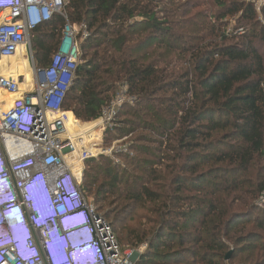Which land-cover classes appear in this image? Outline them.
Listing matches in <instances>:
<instances>
[{
  "label": "trees",
  "instance_id": "16d2710c",
  "mask_svg": "<svg viewBox=\"0 0 264 264\" xmlns=\"http://www.w3.org/2000/svg\"><path fill=\"white\" fill-rule=\"evenodd\" d=\"M66 1L70 22L88 28L81 50L95 53L90 59L82 55L64 110L86 122L96 120L115 84L123 81L136 97L131 117L162 139L160 150L169 145L162 155L139 149L144 159L131 162L133 170L124 172L123 179L87 161L82 192L103 202L111 197L128 200L151 215L146 216L151 227L127 229L126 241L134 250L147 247L136 264H221L222 238L238 221L260 220L264 229L257 209L233 212L236 194L251 200L264 191V178L253 183L252 176L264 158V22L259 17H264V6L258 14L248 0H235L216 19L223 25L222 39L236 42L207 47L205 34L218 36V29L190 18L187 3L162 18L157 10L161 0ZM175 1L167 0L170 6ZM238 15L240 24L231 26L227 19ZM63 26L57 17L37 31L33 49L40 63L55 50ZM239 29L242 35L236 34ZM171 55L189 56L191 66L175 79L167 67H160L170 65ZM165 92L177 95L159 98ZM165 161L166 172L158 171ZM101 178L112 183L98 186Z\"/></svg>",
  "mask_w": 264,
  "mask_h": 264
},
{
  "label": "built area",
  "instance_id": "2783aa9c",
  "mask_svg": "<svg viewBox=\"0 0 264 264\" xmlns=\"http://www.w3.org/2000/svg\"><path fill=\"white\" fill-rule=\"evenodd\" d=\"M67 4L66 0H0V224L6 226L5 218L9 219L15 232L11 251L0 246V264H136L142 251L125 253L112 226L99 215L96 219L82 192L85 163L106 155L100 150V138L113 131L126 98L117 94L90 124L77 118L85 126L81 130L68 127V115L74 112L65 111L64 105L89 32L85 23L70 22ZM57 17L64 26L43 64L33 42L37 31ZM236 34L242 35L243 29ZM23 50L32 69L27 86L25 76L4 64ZM90 127L94 129L84 131ZM62 218L79 237L81 248L75 256L48 243L46 228L59 229ZM6 255H12V263Z\"/></svg>",
  "mask_w": 264,
  "mask_h": 264
},
{
  "label": "rangeland",
  "instance_id": "374dc122",
  "mask_svg": "<svg viewBox=\"0 0 264 264\" xmlns=\"http://www.w3.org/2000/svg\"><path fill=\"white\" fill-rule=\"evenodd\" d=\"M234 1L235 0H176L172 3L173 5L170 6L167 0H161V4L158 6L157 10L161 11V13H159L160 17L165 18L167 14L172 13V11L170 10L176 7H181V5L185 3L189 4L188 9L190 12V18L192 17L194 21L200 24L204 23L210 26L215 25L218 29V36L217 34L213 33H209L208 35L205 34L206 40L203 45L207 47H211L213 45L220 46L223 44L236 42V40L233 39L228 41L222 39L221 35L223 34V25L221 24L220 20L217 21L216 19V17H219L221 14L225 13V10L230 9ZM248 1L255 5L259 14L260 9L264 6V0ZM259 17L260 20L264 22V17L263 15H261V13L259 14ZM238 19L239 15L230 17L227 20L232 26L234 24H240L238 23ZM175 20L178 21L179 18L175 17ZM241 25H243V23ZM244 26L245 28L250 29V25L245 24ZM204 33L206 32L204 31ZM58 37L56 36L55 44L57 43V39H59ZM34 44L35 42L33 43V45ZM83 44L84 42L81 45ZM34 51L35 53H37L35 47ZM94 53L95 52L90 49L81 50L82 55L88 54V56H85L87 57V59H90V57ZM178 58L179 57L177 55H171L168 61L170 65L166 63L160 66L161 68L167 67L169 77L173 76L172 79H175L177 78V76L182 75L186 71H189L191 67L189 63V56L186 59ZM123 83V81H120L115 84L114 90L111 94V99L114 98L117 94H123L126 98V103L124 105L127 107L125 108V111L122 113V115L119 116L118 114L116 119L113 121V131L105 132L100 138V141L102 142L100 150H104V152H106V155H101L100 151V155H98L97 158L92 159L94 160L93 165H95L96 163L101 165L106 172H109L111 174L110 177L116 176L122 179L124 178L122 177V174L124 172H131L133 170L131 162L144 159L143 157L145 156L140 153L139 149H141L142 147H148L151 150L156 149L158 151V155H162L163 152L165 153L166 151H168L167 149L169 147V145L166 143L163 145V150H160L161 144L159 142L162 141V139L158 138L156 135H154V133L147 131L142 127V124L139 121H136L131 117L132 109H136V97L128 94V88L124 86ZM176 95L177 94L174 95V92H165L163 94H160L159 98H170ZM70 112L74 111L71 110ZM75 117L77 118L76 115L74 116V118ZM76 118L75 120L78 121ZM79 121L84 124H90L94 122H86L82 119H80ZM123 121L126 122V126L122 124ZM77 128H82V126L80 124H77ZM123 129H125L124 135ZM166 165L167 162L165 161L161 167H157L158 171H162L165 173ZM85 169H88L86 167V163ZM252 176L253 183H256L260 179L264 178V158L261 161H258L257 168L252 173ZM85 183L88 184V182ZM102 183L111 184L112 182H106L103 178H101L98 182V186ZM157 184L160 187H164L166 185L164 182H158ZM93 190H96V187H93ZM250 198L251 197L247 194H236V204L233 210L234 214H245L249 211H252V209H257L255 211L256 216H261L264 218V191L256 199L250 200ZM88 201L100 216H102L108 223L113 224L114 231L117 237H119V241L124 247L125 253H129L130 251L134 250V248L126 241V238L128 237L127 229H134L136 227H151V225L149 224V220H147V217L149 219L151 215L148 214L146 210H143L141 206L135 205L128 200L111 197L107 202H103L100 198L92 194L88 197ZM262 211L263 214L261 215L260 212ZM259 223H261L260 220H256L255 222L252 218H242L237 222V224H235V226L231 230L224 233L226 237L222 238L225 246L224 250L220 252L221 264H264V229L260 227ZM120 231L121 234L119 233ZM251 245H255L253 247L255 248L253 252L249 250V247ZM146 248L147 247L144 244L141 247L136 248L135 251L141 250L143 252L146 250ZM229 254L230 259L227 260L226 257ZM187 260L191 261L190 256H187Z\"/></svg>",
  "mask_w": 264,
  "mask_h": 264
},
{
  "label": "clouds",
  "instance_id": "9594fccd",
  "mask_svg": "<svg viewBox=\"0 0 264 264\" xmlns=\"http://www.w3.org/2000/svg\"><path fill=\"white\" fill-rule=\"evenodd\" d=\"M5 221L6 226L0 224V246L4 247L5 250L11 251L12 245L15 243L14 224L9 219L5 218ZM20 223L25 228L22 218L20 219ZM46 232L48 233V243L53 242L54 244H58L64 255L67 251H70L75 256L80 251L81 243L79 237L70 226L64 224V218L60 220L59 229L53 225L50 231L46 228ZM6 261L12 263V255H6ZM65 262H67L66 258Z\"/></svg>",
  "mask_w": 264,
  "mask_h": 264
},
{
  "label": "bare ground",
  "instance_id": "6f19581e",
  "mask_svg": "<svg viewBox=\"0 0 264 264\" xmlns=\"http://www.w3.org/2000/svg\"><path fill=\"white\" fill-rule=\"evenodd\" d=\"M9 63H10V66L8 65ZM4 64L8 65V67L10 68L11 71H14V72L17 71L18 73H20L21 75L26 77L27 83L24 86H27L28 83H30L32 81V69H31L30 64L28 62V57H27L25 50L18 53V55L16 57H14L13 59H11L10 62H5ZM10 98H13V97H8L7 99L10 100ZM68 116H69L68 127H70L71 130H75V129L81 130L85 127L82 124H80L78 121L75 120L72 113H69ZM77 124L78 125L80 124L83 127L77 128ZM93 129H94L93 127H90L84 131L89 132V131H92ZM84 131H82V132H84ZM95 142H99V141L96 140ZM81 169H82L81 165L79 163H77L76 164L77 173H80Z\"/></svg>",
  "mask_w": 264,
  "mask_h": 264
},
{
  "label": "water",
  "instance_id": "95a60500",
  "mask_svg": "<svg viewBox=\"0 0 264 264\" xmlns=\"http://www.w3.org/2000/svg\"><path fill=\"white\" fill-rule=\"evenodd\" d=\"M96 219H99L98 215L96 214ZM227 260L230 259V254L226 257Z\"/></svg>",
  "mask_w": 264,
  "mask_h": 264
}]
</instances>
